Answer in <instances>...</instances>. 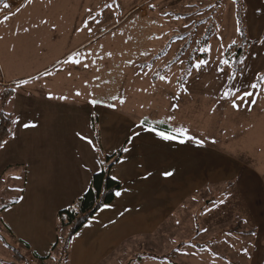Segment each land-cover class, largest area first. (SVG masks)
I'll return each mask as SVG.
<instances>
[{
  "label": "rangeland",
  "instance_id": "374dc122",
  "mask_svg": "<svg viewBox=\"0 0 264 264\" xmlns=\"http://www.w3.org/2000/svg\"><path fill=\"white\" fill-rule=\"evenodd\" d=\"M72 21L82 23L80 27L87 22L94 37L73 57L81 61L77 65L90 67L92 62L87 63L85 57L88 53L93 56L94 77L84 89L94 93L83 92L80 98L105 101L107 106L115 103L120 111L132 103L137 118L147 113L153 122L188 129L192 137L180 143L157 141L153 136L139 147L143 154L154 147L155 158H148L147 173L148 178L160 181L156 183L158 196L165 197L175 184V195L172 189L168 191L169 200L175 202L174 214L153 234L133 243L138 252L128 254L125 264H168L169 260L177 264H251V253L264 233V0H0V60L10 73L28 72L45 56L48 27ZM17 22L22 25L15 31L11 24ZM58 31V36L64 35L62 29ZM232 45L235 47L229 52ZM53 49L51 46L49 51ZM197 53H207V58ZM221 58L230 60L227 69L219 63ZM200 60L208 63L197 68ZM70 63L57 70L63 83L85 85L80 82L81 70L80 78H68ZM238 67L241 73L235 72ZM220 69L230 70L237 79H226ZM47 77L33 84L39 86ZM250 81L256 89H248ZM237 89L260 93L249 98L257 103H241L237 98L238 107L233 108ZM226 91L233 95L225 98ZM130 92L132 98L127 96L125 103ZM136 97L142 105H154L138 109ZM5 155L6 151L0 152L1 157ZM162 163H168L174 175H162L167 170L157 168ZM8 178L5 174L0 181V207L21 193L13 191L20 186ZM4 185L9 188L2 195ZM141 189V193L147 192V188ZM237 225L238 233L228 232ZM60 232L65 239V231ZM14 241L0 220V264H28L15 257L9 242L26 254L30 264H60L61 256L67 254L60 244L53 258L43 262ZM155 255L166 260H155L151 257Z\"/></svg>",
  "mask_w": 264,
  "mask_h": 264
},
{
  "label": "crops",
  "instance_id": "0c3cea01",
  "mask_svg": "<svg viewBox=\"0 0 264 264\" xmlns=\"http://www.w3.org/2000/svg\"><path fill=\"white\" fill-rule=\"evenodd\" d=\"M79 24L83 25L72 21L49 26L50 31L46 33L49 37L43 41L48 47L43 51L45 56L28 72L10 73L7 65H3L0 60V114L11 113L13 119L19 115L22 123L31 121L36 125L25 129L22 124H13L15 138L7 139L5 147L0 148V152L6 151L4 157L0 156V181L2 182L5 174L12 180L14 176H19L20 179L15 180L22 189L20 195L11 200L17 198L19 202L1 210L0 218L4 227L9 228L6 230L11 240H15L16 246L23 247L27 253L33 252L40 257L50 255L52 246L60 238L59 212L71 207L86 193L92 176L106 165L107 156L128 147L129 154L123 153L121 157L125 159V164L123 166L115 164L110 169L112 176L119 177L117 180L122 183L119 191L123 195L114 199L110 204L112 207H102L74 235L67 244V254L64 253L59 261L60 264H102L111 259L108 264H125L128 254L133 251L136 255L138 252L137 249L133 250V243L137 239L153 234L160 223L174 214L175 202L169 200L168 191L172 189L175 195V184L168 189L165 197H159L158 191L156 193V183H160L159 179L156 182L154 178L150 176L148 178L147 172H150V168L147 166V160L151 156L155 158L154 147L152 145V149L148 147L149 152L146 148L145 152L148 155L143 154L139 147L148 143L154 134L143 132L144 140H135L134 146L127 143L128 129L133 126V122L138 124L140 119L147 118L151 124L148 126L157 124L146 115L147 113L137 118L132 111L134 110L132 103H129L124 111H120L109 108L105 101L93 105L87 97L80 98L76 95L77 92L94 93L84 89L94 77L93 56L88 53L85 57L87 63L92 62L90 67L79 66L73 62L67 66L68 78L73 79L75 75L80 78L81 70L80 82H85V85L63 83L57 72L59 67L94 39L91 37L93 32H89L86 27H80ZM17 25L22 24L19 22L11 24L15 31ZM59 29H62L63 36H58ZM54 32L55 35H52ZM58 38L62 40L59 41ZM58 41L60 43L54 45ZM51 46L54 49L49 51ZM45 75H48L49 79H42L43 84L39 86L33 84ZM58 79L59 81H56ZM21 80H27L28 83L17 87ZM262 87L264 90V86ZM14 88L17 90L13 91ZM49 93L52 99H49ZM127 96L132 98L131 92L125 95V103ZM136 101L139 103L138 109H143L148 103L150 108L154 105L153 102H145L142 105L140 98L137 97ZM77 133L91 139L98 151H93L92 146ZM155 137L157 141L161 140L158 136ZM156 149L158 148L155 147ZM99 161L104 163L101 164ZM143 166L146 167L145 170H142ZM166 167L165 171H171L168 163L157 165L161 171ZM161 185L164 186V183ZM8 188L4 185L1 194L3 195V191ZM141 188H147V192L141 193ZM20 197L23 199L19 200ZM237 227L238 225L230 227L228 232L238 233ZM4 236L9 241L7 236ZM260 236L256 242V250L253 249L250 256L251 264H264V233ZM156 256L151 257L155 260H166L165 256V258ZM173 262L175 261L169 260L168 264H175Z\"/></svg>",
  "mask_w": 264,
  "mask_h": 264
},
{
  "label": "trees",
  "instance_id": "16d2710c",
  "mask_svg": "<svg viewBox=\"0 0 264 264\" xmlns=\"http://www.w3.org/2000/svg\"><path fill=\"white\" fill-rule=\"evenodd\" d=\"M249 43V41H248ZM234 45L228 48V51L231 52L234 49ZM242 50L238 49L239 55ZM197 56H203L207 58V53H197ZM242 68L238 67L235 69V72L241 73ZM157 80V76L155 78ZM10 90V89H8ZM11 91V90H10ZM8 92V91H7ZM7 94V93H6ZM12 118L11 113L1 112L0 114V142L5 141L12 137V123L10 122ZM158 126L160 130H169L172 129L169 125L163 124H152V126ZM122 149V148H121ZM119 149L112 155L107 156L106 165L103 169L94 174L91 179V184L89 189L84 193L81 197H79L76 202L69 208L61 210L58 214V223L60 225V229H63L66 233V238L61 239L58 238L56 243L52 246V250L50 255L46 257H40L33 252L30 254L35 259L40 261H45L47 259L53 258V252L59 246L61 249H64L66 252L67 244L72 240L75 234H77L90 219L102 208L105 204H111L116 196L114 195L115 191L120 190L122 188V183L119 180H113L112 175L110 174V169L116 164L115 161L117 157L120 158L123 155V152ZM18 199H14L10 204L4 205L0 208V211L16 204ZM1 220V218H0ZM7 229H9L6 226ZM10 245L11 249H14L15 257L23 262L31 263L26 254H22L21 249H18L14 245ZM23 249V247H22ZM157 258H163L164 256H156ZM177 264L176 262H173Z\"/></svg>",
  "mask_w": 264,
  "mask_h": 264
},
{
  "label": "snow or ice",
  "instance_id": "6c2138e0",
  "mask_svg": "<svg viewBox=\"0 0 264 264\" xmlns=\"http://www.w3.org/2000/svg\"><path fill=\"white\" fill-rule=\"evenodd\" d=\"M4 7L8 8L9 5L5 4ZM105 7H111V6L110 5H105ZM88 11H89V13H91L92 10L89 9ZM5 19H7V17H5ZM85 27L87 28V30L89 32L92 31V29L87 26V22H85ZM25 31H27V30H25ZM232 43L235 44V41H233ZM76 55H80V53H76ZM66 62L81 63L80 60H76V59H74L72 57H70L69 60H67ZM207 63H208L207 60H200L197 63L196 66H197V68H199L201 64H207ZM219 63H223L225 65V69H227V66L230 64V60L226 59V58H221ZM84 66L87 67V65H84ZM225 69H220V71L223 73V75L225 76L226 79H228V78H231L233 80L237 79V77L235 75H233L230 70H225ZM262 78H264V77H262ZM160 79L163 81L166 78L165 77H160ZM27 83H28L27 80H21L20 84L17 87H20V85H26ZM232 87L235 88V84H233ZM256 87L257 86H256L255 83H253L251 81L249 82L248 89H256ZM248 89H244L243 91H241L240 89H237L235 95H233L231 92L226 91V92H224V97L228 98L230 95H233V99L231 101V104H232L233 108H237L238 107V105L236 103V99L237 98H239L241 103L248 102L250 104H256L257 103L256 99H249V98L257 96L260 93L255 92V91H251V90H248ZM16 90L17 89H15V88L13 89V91H16ZM76 95L79 96V95H81V93L77 92ZM49 99H52L51 93H49ZM60 99H66V97H60ZM113 99L115 100L116 98L113 97ZM123 102L124 101H120V103H123ZM90 103L95 105V104L102 103V101L97 100V99H92L90 101ZM108 107L115 109L116 108V104L115 103L109 104ZM169 119H174V118L173 117H169ZM10 122L12 124H16V125H21L22 124V127H24L25 129L32 128V127L36 126L35 123H33L31 121L22 123L21 118H20L19 115L16 116L14 119H11ZM163 123H164L163 121H157V125L163 124ZM147 124H148L147 118L140 119L138 124H136V122H133V126L128 129L127 143L133 144V146H134L133 142L135 140H137V139L144 140V137L142 136L143 132H149L151 134H154L155 136H158L161 140H165V141H178L180 143H183L185 140L192 139V137L188 135V131L189 130L186 129V128L179 127V128H172V129H169V130H160L159 127L156 126V125L151 126V127H145ZM77 135L81 136L80 133H77ZM12 137H13V139L15 138V132L12 133ZM81 139L85 140L90 146H92L93 151H98V149L95 148V145L93 144L91 139H89L88 137H85V136H81ZM7 143H8V141L0 142V148H4ZM198 143L203 144V140L198 141ZM121 151L123 153H128L130 151V149L128 147H123L121 149ZM99 163L103 164L104 162L103 161H99ZM115 163L117 165L123 166L125 164V159L120 158L118 156L116 161H115ZM162 175H164L165 177H168V176L174 175V172L169 170V171L163 172ZM118 178L119 177H117V176H113L112 177L113 180H116ZM13 179L19 180L20 177L19 176H14ZM13 191H22V189H13ZM114 195L116 197H121L123 195V193L121 191L117 190V191H115ZM22 199H23V197L19 198V200H22ZM221 203H223V201H221ZM104 207L105 208H109V207H112V205L105 204ZM253 235H255V233H253ZM245 251H247V249Z\"/></svg>",
  "mask_w": 264,
  "mask_h": 264
}]
</instances>
